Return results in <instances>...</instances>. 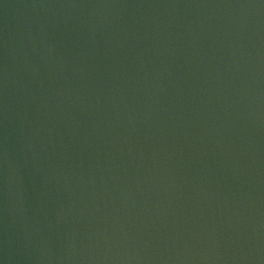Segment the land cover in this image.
<instances>
[{
    "label": "water",
    "instance_id": "water-1",
    "mask_svg": "<svg viewBox=\"0 0 264 264\" xmlns=\"http://www.w3.org/2000/svg\"><path fill=\"white\" fill-rule=\"evenodd\" d=\"M0 264H264V0H0Z\"/></svg>",
    "mask_w": 264,
    "mask_h": 264
}]
</instances>
